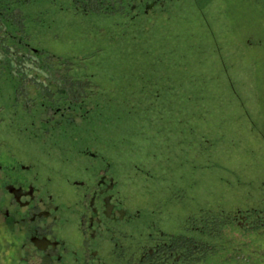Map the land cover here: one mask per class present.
Returning <instances> with one entry per match:
<instances>
[{
	"label": "rangeland",
	"instance_id": "rangeland-1",
	"mask_svg": "<svg viewBox=\"0 0 264 264\" xmlns=\"http://www.w3.org/2000/svg\"><path fill=\"white\" fill-rule=\"evenodd\" d=\"M4 1V50L28 42L37 53L25 51L18 72L0 70V97L18 90L23 104H39L32 82L65 86L61 95L50 85L53 148L115 153L133 165L137 205L175 216L180 196L184 220L209 214L216 242L224 213L264 208L261 3L173 0L132 21L126 0ZM60 97L87 114L56 125Z\"/></svg>",
	"mask_w": 264,
	"mask_h": 264
},
{
	"label": "flooded vegetation",
	"instance_id": "flooded-vegetation-1",
	"mask_svg": "<svg viewBox=\"0 0 264 264\" xmlns=\"http://www.w3.org/2000/svg\"><path fill=\"white\" fill-rule=\"evenodd\" d=\"M170 1L126 0L127 13L134 21ZM252 1L264 6V0ZM245 36L251 46L252 34ZM1 43L2 71H20L25 51L37 53L28 42L27 50L10 52ZM32 83L36 94L43 89L39 104H23L18 90L0 97V264H264V208L224 213L218 242L208 213L184 220L180 196L175 216L169 209L145 210L135 202L132 164L126 169L100 146L50 145L54 83ZM7 84L15 88L18 82ZM60 98L56 125L87 114L83 103Z\"/></svg>",
	"mask_w": 264,
	"mask_h": 264
},
{
	"label": "water",
	"instance_id": "water-1",
	"mask_svg": "<svg viewBox=\"0 0 264 264\" xmlns=\"http://www.w3.org/2000/svg\"><path fill=\"white\" fill-rule=\"evenodd\" d=\"M61 90H62V89H61ZM61 90H60V91H61Z\"/></svg>",
	"mask_w": 264,
	"mask_h": 264
}]
</instances>
